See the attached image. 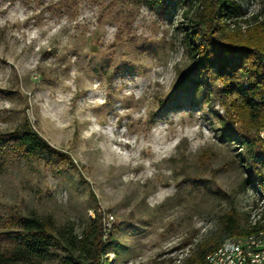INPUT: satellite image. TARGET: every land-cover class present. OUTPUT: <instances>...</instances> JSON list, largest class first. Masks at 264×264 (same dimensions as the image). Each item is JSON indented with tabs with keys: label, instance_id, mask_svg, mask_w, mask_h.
<instances>
[{
	"label": "rangeland",
	"instance_id": "374dc122",
	"mask_svg": "<svg viewBox=\"0 0 264 264\" xmlns=\"http://www.w3.org/2000/svg\"><path fill=\"white\" fill-rule=\"evenodd\" d=\"M236 1L264 18V0ZM186 9L0 0V138L29 126L64 157L0 140V225L51 217L80 237L99 214L108 264H179L230 209L244 224L264 158L252 164L230 131L221 85L189 74ZM64 256L51 247L37 263Z\"/></svg>",
	"mask_w": 264,
	"mask_h": 264
},
{
	"label": "trees",
	"instance_id": "16d2710c",
	"mask_svg": "<svg viewBox=\"0 0 264 264\" xmlns=\"http://www.w3.org/2000/svg\"><path fill=\"white\" fill-rule=\"evenodd\" d=\"M165 1L136 0L151 8L164 6ZM181 2L187 6L184 41L192 61L189 74L221 85L227 99L221 104L224 120L255 164L264 158V137L259 136L264 132V18L246 19L245 10L236 0ZM189 11L194 16H188ZM250 20L254 22L249 25ZM243 24L249 25L244 33ZM0 140L23 158H64L29 126ZM256 175L261 177L260 172ZM261 183L263 176L248 181L247 187ZM248 216L246 213L242 224L235 209L221 215L218 228L198 241L179 264H204L207 255L226 240L246 236L264 225L251 227ZM262 216L264 221V212ZM103 230L99 214L88 220L80 237L71 229H57L51 217L28 216L6 221L0 225V264H38V258L55 246L62 247L65 253L59 264H101L102 260L106 264L113 233L105 239Z\"/></svg>",
	"mask_w": 264,
	"mask_h": 264
},
{
	"label": "bare ground",
	"instance_id": "6f19581e",
	"mask_svg": "<svg viewBox=\"0 0 264 264\" xmlns=\"http://www.w3.org/2000/svg\"><path fill=\"white\" fill-rule=\"evenodd\" d=\"M248 188L255 199V203L248 206V222L251 227H254L260 223H264L262 221V214L264 212V183L255 186L249 185ZM111 228L112 226L106 230L105 237ZM235 243L242 248L264 247V225L258 229L256 228V231L246 236L233 237L226 240L220 247L207 255L204 264H241V262L242 264H254V261H258V264H264V249L262 248L237 250V255H233V261L230 263L231 254L225 252L234 249ZM101 264H105L103 260Z\"/></svg>",
	"mask_w": 264,
	"mask_h": 264
},
{
	"label": "built area",
	"instance_id": "2783aa9c",
	"mask_svg": "<svg viewBox=\"0 0 264 264\" xmlns=\"http://www.w3.org/2000/svg\"><path fill=\"white\" fill-rule=\"evenodd\" d=\"M263 137H264V135H263ZM103 225H104V230L103 231H104V237H105L106 230H108V228L113 226L112 222H111V219H107L106 221H105V219H103ZM254 248H262V249H264V247L242 248L239 245H237V243H235V248L231 249L230 251H226L225 253H230L231 254L230 263H232L233 255H237V250L254 249ZM263 259H264V257H263ZM242 261H243V259H242ZM241 264H242V262H241ZM254 264H258V261H254Z\"/></svg>",
	"mask_w": 264,
	"mask_h": 264
}]
</instances>
